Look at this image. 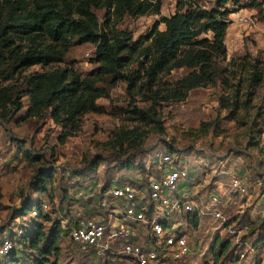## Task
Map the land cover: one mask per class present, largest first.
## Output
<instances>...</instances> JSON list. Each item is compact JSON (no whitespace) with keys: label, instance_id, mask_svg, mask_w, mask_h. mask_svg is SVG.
Masks as SVG:
<instances>
[{"label":"rangeland","instance_id":"1","mask_svg":"<svg viewBox=\"0 0 264 264\" xmlns=\"http://www.w3.org/2000/svg\"><path fill=\"white\" fill-rule=\"evenodd\" d=\"M226 9L235 11L227 19L223 44L225 60L215 59L216 85L195 89L184 100L169 98L171 84L185 76L183 70L153 86L155 99L140 90L128 91L126 80L107 77L99 84L106 96L97 100L98 113L80 118L75 131H65L53 123L49 112L39 118L27 116L29 100L25 78L33 72L72 67L81 76L95 73L94 46L73 40L60 62L48 67L34 66L23 73L6 70L0 77V88L13 89L20 109L11 108L7 118L0 116V241L23 229L27 237L33 223H43L44 233L59 223L64 229L56 252L39 256L21 239L20 248L0 257V264H110L82 256L69 240L76 217H88L108 183L102 203L111 188L142 173L159 170L164 155L185 172H192V192L200 209L198 227L181 230L190 248L189 256L180 264H261L264 252V89H258L246 107L230 114L222 108L221 70L231 58L242 61L246 55L264 67V0H235ZM218 0H162L159 15L123 19L110 23L111 29L130 30L133 40L146 35L160 17L195 8L212 10ZM101 24L105 9L94 10ZM159 30H164L159 25ZM212 39L209 33L202 36ZM134 63L120 75L137 69ZM230 85L235 81L228 79ZM246 90V88H245ZM245 93L240 102L245 100ZM168 99V100H167ZM224 107V106H223ZM148 113L143 120L141 114ZM1 115V112H0ZM129 137V138H128ZM171 148V153L168 152ZM168 152V153H167ZM133 156L131 167L122 163ZM142 167V169H141ZM38 177H45L43 189ZM142 175V174H141ZM143 176V175H142ZM243 182L244 193L231 187V179ZM219 198L218 211L224 220L210 212L208 195ZM197 198V199H196ZM47 205L49 222H43L33 209ZM23 207L24 216H17ZM39 214V213H38ZM102 216V215H101ZM136 225V223L131 222ZM234 233L230 234L228 231ZM147 234V230L144 232ZM228 243L226 249L223 245ZM211 249H214L212 252ZM12 254V253H11ZM89 258V260H88Z\"/></svg>","mask_w":264,"mask_h":264},{"label":"trees","instance_id":"2","mask_svg":"<svg viewBox=\"0 0 264 264\" xmlns=\"http://www.w3.org/2000/svg\"><path fill=\"white\" fill-rule=\"evenodd\" d=\"M230 1L237 2L218 0L212 10L197 7L182 12L177 7L173 15L160 17L146 35L133 40L130 30L111 29L110 23H118L123 17L159 15L162 0H0V77L8 69L11 73H23L34 66L48 67L60 62L73 40L93 45V61L97 65L93 75L81 76L72 67H67L33 72L25 78L29 100L27 116L39 118L49 112L53 123L67 132L75 131L85 114L99 112L96 102L106 96V89L99 84L107 77L126 80L128 91L140 85V90L150 93L149 99L154 100L159 92L154 93L152 88L160 78L170 76L172 71L183 70L185 76L170 83L172 88L167 96L184 100L195 89L216 85L215 59H226L223 40L230 23L227 17L235 12L225 8ZM97 9H105V20L101 24L94 13ZM159 25H163L164 30H159ZM209 33L211 40L202 37ZM136 62L137 69L120 75ZM221 73L225 77L220 80L223 95L219 104L229 108L230 114L245 108L255 91L264 89V67L250 55L242 61L231 58ZM229 78L235 81L234 85H230ZM244 93L246 98L240 102ZM18 100L13 89L0 88L2 119L7 118L11 108L20 109ZM141 116L145 120L149 115L146 112ZM133 160V156L128 157L122 165L130 168ZM142 170L144 180L153 174ZM159 173L157 170L154 174ZM191 174V171L186 172L184 186H192ZM132 179L133 176L123 183L141 188ZM37 181L42 190L45 177L37 175ZM108 184L98 197H93L94 206L89 216L76 217V221L95 217L107 220L110 209L116 205L110 194L106 197L108 202L101 204L102 196L111 187ZM40 205L35 206L38 217L49 222L48 215L40 211ZM27 210L23 207L17 216H24ZM183 218L187 227H198L199 215L186 213ZM64 232L59 223H53L48 234L44 233L43 223H33L28 236L23 233L21 239H27L29 247L39 256L51 255L56 252ZM227 247L225 242L222 248ZM11 253L8 255L14 259V251Z\"/></svg>","mask_w":264,"mask_h":264},{"label":"built area","instance_id":"3","mask_svg":"<svg viewBox=\"0 0 264 264\" xmlns=\"http://www.w3.org/2000/svg\"><path fill=\"white\" fill-rule=\"evenodd\" d=\"M174 157L161 158L159 175L147 180L136 173L133 181L114 186L110 196L116 205L110 209L106 221L100 217L75 221L69 232V240L77 250L93 260L110 264H180L190 254L187 240L181 234L185 228L183 214H201L196 195L191 186H184L187 175L182 167L173 163ZM231 187L244 193L243 182L231 179ZM197 199V198H196ZM210 214L218 220L224 217L218 211L220 203L215 195H208ZM46 212L47 205L41 204ZM34 216L38 210L33 209ZM131 222L136 223V225ZM147 230V234L144 232ZM234 233L232 230L228 231ZM23 229L0 241V257L20 248ZM261 264H264V252Z\"/></svg>","mask_w":264,"mask_h":264},{"label":"crops","instance_id":"4","mask_svg":"<svg viewBox=\"0 0 264 264\" xmlns=\"http://www.w3.org/2000/svg\"><path fill=\"white\" fill-rule=\"evenodd\" d=\"M225 38V37H224ZM223 42H224V40H223Z\"/></svg>","mask_w":264,"mask_h":264}]
</instances>
